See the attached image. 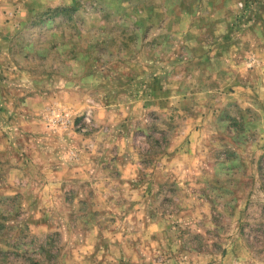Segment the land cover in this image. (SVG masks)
Returning a JSON list of instances; mask_svg holds the SVG:
<instances>
[{
  "label": "rangeland",
  "instance_id": "374dc122",
  "mask_svg": "<svg viewBox=\"0 0 264 264\" xmlns=\"http://www.w3.org/2000/svg\"><path fill=\"white\" fill-rule=\"evenodd\" d=\"M0 264H264V0H0Z\"/></svg>",
  "mask_w": 264,
  "mask_h": 264
}]
</instances>
